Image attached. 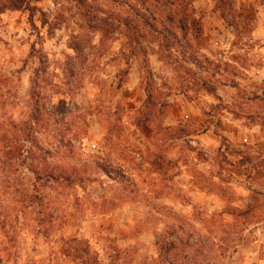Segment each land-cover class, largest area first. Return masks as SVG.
Here are the masks:
<instances>
[{"label":"rangeland","instance_id":"1","mask_svg":"<svg viewBox=\"0 0 264 264\" xmlns=\"http://www.w3.org/2000/svg\"><path fill=\"white\" fill-rule=\"evenodd\" d=\"M21 1L0 264H264V0Z\"/></svg>","mask_w":264,"mask_h":264},{"label":"trees","instance_id":"2","mask_svg":"<svg viewBox=\"0 0 264 264\" xmlns=\"http://www.w3.org/2000/svg\"><path fill=\"white\" fill-rule=\"evenodd\" d=\"M14 4L12 5L13 8H19V4L22 3L21 0H14ZM16 154L17 152L16 151H12V152H9L8 153V157L9 159H12L14 160L16 158ZM169 239L168 238H165L162 245H163V251L165 252L166 254V258L164 257V260L167 261V258L171 256V254L175 251H177L180 247H177L178 245L174 242V241H169L167 243ZM184 247H194V246H191L188 244V242H186L185 244H182ZM196 248V247H195ZM176 259V258H175ZM187 259V257H184V260H181L182 262H185V260ZM178 262V261H177Z\"/></svg>","mask_w":264,"mask_h":264}]
</instances>
